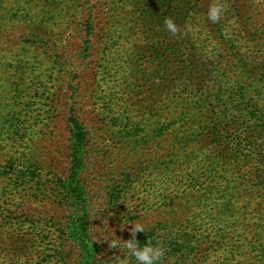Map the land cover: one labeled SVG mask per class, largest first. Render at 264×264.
<instances>
[{"label": "rangeland", "instance_id": "obj_1", "mask_svg": "<svg viewBox=\"0 0 264 264\" xmlns=\"http://www.w3.org/2000/svg\"><path fill=\"white\" fill-rule=\"evenodd\" d=\"M213 2L0 0V264H137L123 244L109 247L132 224L144 228L141 246L142 236L165 249L164 264H264V192L231 177L250 172L233 159L248 133L264 153V0H220L218 22L207 18ZM188 10L197 32L232 39L224 52L246 65L221 107L191 114L175 108L185 94L173 74L187 57ZM219 174L231 181L223 201ZM189 234L199 235L191 258L167 255Z\"/></svg>", "mask_w": 264, "mask_h": 264}, {"label": "trees", "instance_id": "obj_2", "mask_svg": "<svg viewBox=\"0 0 264 264\" xmlns=\"http://www.w3.org/2000/svg\"><path fill=\"white\" fill-rule=\"evenodd\" d=\"M189 4H190L189 5L190 6L189 10H190L192 3ZM189 10L185 14V23L187 24V26L185 27L186 35L184 36V40H183V45L185 46L187 57H184V60L181 62L178 60L173 62L174 65L173 68L175 69L173 74L177 72L176 74L183 76V82L179 86L183 88L184 90L183 93L185 94V96L182 97L184 102L183 105L177 106L175 108L180 109V108H185L186 106L185 109L186 112L189 111L188 114H191L192 110L196 113L201 111L203 105L205 104H209L213 108L217 106L221 107L222 102H224L228 98V96H225L223 94L222 87L224 85H228V83H230L235 76L246 77V73H245L246 65L244 63H241L240 60L235 61L234 63V59L238 57L237 52L235 53V55H230L224 52L226 50V47L227 49L229 47L233 48L231 46V42L233 41L232 39H226L224 35H222L220 40L213 38L212 35L215 34L216 31L211 29L206 30V32L205 31L197 32L199 20H196V15ZM145 17L147 19V22L156 20V14H154L153 12H148ZM83 26H84V31L86 33V37L91 39V37H93L94 35L93 23L91 18H89L86 21V23H84ZM199 28H201V26H199ZM221 33H222V27L219 30H217V34H221ZM199 45H201L202 51H200ZM177 51L178 49L174 48L173 51L174 54ZM178 52H181V50ZM150 53L154 54L152 56L155 57L156 49H154V47H151ZM156 55L158 56V54ZM197 56L198 58H196ZM203 57H206V59H208V64H206L205 62H201L203 61L202 60ZM226 58H227V65H224V63L221 62V60ZM208 65L213 68L214 67L216 68H214L213 71L211 72V69L208 67ZM204 66H207L206 76H205L206 79H204L203 76H200L199 73L201 71V67ZM160 72L161 71H158L157 73ZM207 82L215 83L216 90L214 92L209 93L206 90L204 91ZM238 84L241 83L238 82ZM191 89H197V93H193ZM243 94L246 93L243 92L242 95ZM193 102H194L193 109H189L188 106H191ZM229 105H230L229 103H225L226 106L225 107L226 109L224 110L225 116H231L230 112L232 108H229ZM154 106H156V111L160 109L159 105H154ZM172 109H173L172 107L168 108V110H170V113ZM257 111L260 112L259 110ZM153 113H155L154 109H153ZM253 114L254 113H251L252 117H250L249 121L257 122L259 120V118L255 116L257 115V113L255 115ZM157 115H158L157 117H162L158 113ZM190 116L191 115H189L188 117ZM222 119L223 117H219V120ZM237 121L240 122V119H237ZM248 134L251 137H248L246 139L247 141L246 144L243 143L242 146L241 144L240 145L237 144L238 146L241 147L235 148L236 155H234L233 159L245 162L250 172H248V174L244 176H237L236 174H232L231 177L240 179L241 183H248L249 186L253 189V191L264 192V153H263L262 145L260 144L263 137H261L260 133H257L255 131H252L251 133L252 135L250 133ZM223 176L224 174H219L217 178L220 179L221 181H225L226 184H221L217 181H213L215 187L218 188V194H219L218 198L221 201H223L226 198V196L231 193L232 190L230 186L231 181H229L228 178ZM232 206L233 204L232 205L225 204V206L223 207L229 208ZM198 236L199 235L189 234L186 239L187 241H184V243H178V244L175 243V247L172 249V251L170 250V252H168L167 255L169 253H171L172 255V252L177 250L178 252L179 251L185 252L187 258H191V256L195 254L198 248L197 246H195V244H197L199 241V238H196ZM139 240L142 242V246L149 243V241L151 242L153 241L150 238L145 239L142 236L139 238ZM161 261L164 264L167 261V258H163Z\"/></svg>", "mask_w": 264, "mask_h": 264}, {"label": "clouds", "instance_id": "obj_3", "mask_svg": "<svg viewBox=\"0 0 264 264\" xmlns=\"http://www.w3.org/2000/svg\"><path fill=\"white\" fill-rule=\"evenodd\" d=\"M225 13V7L220 0H214L207 11V18L212 22H218L222 19ZM166 29L172 34H176L179 31L176 23L171 19L165 20ZM144 232V228L140 224H132L130 230L131 238L127 241L116 239L109 242L111 249H120L121 244L131 253L135 258L137 264H160L162 258L165 256V249L161 246H154L151 243H147L143 246L137 240V234ZM115 264H128L127 259H122L120 256H116Z\"/></svg>", "mask_w": 264, "mask_h": 264}]
</instances>
